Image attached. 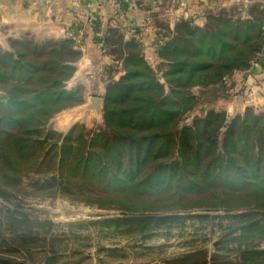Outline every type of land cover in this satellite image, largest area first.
Returning <instances> with one entry per match:
<instances>
[{"label":"rangeland","instance_id":"1","mask_svg":"<svg viewBox=\"0 0 264 264\" xmlns=\"http://www.w3.org/2000/svg\"><path fill=\"white\" fill-rule=\"evenodd\" d=\"M125 4L124 14L116 15L119 21L110 8V17L117 25L106 29L102 34L104 40L101 36L100 52L105 60L89 65L88 69L94 73L91 78L84 75L83 79H75L76 68L81 70V38H65L73 42L74 51L80 54L71 64L74 69L71 78L62 83L70 98L60 100L50 112L35 113L28 123L26 117L20 128L7 126L11 112L5 103L12 87L40 91L45 85L35 79L50 72L39 71L33 76L32 85L25 80L29 74L12 73L3 55L11 53L18 57L17 51L26 52L14 46L13 41L25 40L31 47L42 50H47L49 42L56 41L27 37L0 42V70L9 78L0 82V257L16 264H264L261 259L244 260L241 255L251 246L264 249L261 234L264 157L259 175L253 174L252 161L251 170L242 167L244 176L236 171L225 172L222 181L216 182L218 171L205 174L206 163H201L199 170L185 166L180 149V140H185L181 131L214 115L208 129L221 126L213 131L217 140L215 154L239 168L243 158L237 153L227 154L221 148L226 125L235 119L245 120L249 126L258 128L252 130V136L255 131L260 133L264 126V102L253 100L256 97L252 93L253 101L244 103L246 107L236 112L238 103L224 104L221 98L226 97L225 89L228 90L224 84L243 71H235L206 86L198 74L189 78L190 63L196 60L192 56L186 57L189 66L180 73L173 71L174 63L164 61L159 55L166 43L179 38L187 41H183L184 49L195 50L197 37L177 28L187 23L192 31L199 30L215 38L214 45L218 35L225 33L221 39L228 46L222 56H231L232 45L243 50L242 44L250 39L248 44L256 43L258 48L255 53L248 51L250 57L244 71L258 64L264 68V0H127ZM87 17L90 19L92 15ZM33 48L30 51L34 52ZM33 52L24 53L25 60L21 61L33 59ZM171 56L180 55L173 52ZM219 56L205 54L198 61H214ZM43 59L39 56L33 61L40 64ZM127 72L138 73L133 82H151L155 88L135 90L131 95L135 98L108 103L106 108L108 87ZM169 72L172 73L168 75ZM18 93L28 100L33 96ZM94 98L100 102L94 104ZM137 98L152 106L158 117L160 114V119L145 130L122 124L121 117L127 110L144 106L135 101ZM164 103L167 104L160 107ZM10 134L31 140L28 157L22 158L19 150L13 148ZM132 135L135 139L156 137L152 159L138 173L145 183L141 188L125 194L111 192L99 179L90 174L82 176L81 169L75 171L70 162L63 179L58 176L62 146H70V155L104 156L102 166H107L108 171L121 167V171L129 172L130 152L124 140L132 139ZM195 140L191 135L188 141L191 144ZM165 146L171 149L158 156L156 149ZM256 152L250 148L248 154L252 156ZM186 153L191 156L194 151L189 149ZM8 162L14 164L10 174L16 182L2 179L3 172L9 171ZM159 166H167L174 180L148 189L149 177L156 171L154 175H157ZM190 180L194 181L193 189L187 186ZM256 224L261 230L256 226L257 230L253 231Z\"/></svg>","mask_w":264,"mask_h":264},{"label":"trees","instance_id":"2","mask_svg":"<svg viewBox=\"0 0 264 264\" xmlns=\"http://www.w3.org/2000/svg\"><path fill=\"white\" fill-rule=\"evenodd\" d=\"M177 28L182 29L184 33L188 36L197 37L195 50L193 52L186 50L183 48V41H186L182 38L173 39L172 42H168L162 48L160 52V58H162L166 62L174 63L172 68L174 72L182 73L189 66V61L186 57L189 55L192 56L195 62L190 63L192 67L189 69V78L196 76L197 74L201 76L203 85H212L215 82L222 80L223 78L232 75L235 71H244L247 68L249 57L248 51L255 53L258 46L257 44H248L249 40H246L244 44H242L245 48L243 50L237 49V46L232 45L231 48L234 50L231 53V56L224 55V49L227 48L228 44L223 42L221 38H224L225 33L218 35L216 39L217 44L214 45L215 38H210L208 35H205L199 30H191L187 23H181ZM238 32V31H237ZM237 38V37H235ZM210 39V40H209ZM187 42V41H186ZM14 46L19 47V50H26L25 54H29L31 45L28 41L25 40H17L12 42ZM212 43V44H210ZM209 44V46H208ZM132 45V44H131ZM129 44V46H131ZM192 45V44H191ZM47 50L33 48L34 57L42 56L44 59L40 64L37 61H33V59H29L25 62L21 60L24 58L25 54L23 52H16L18 57H13V55L7 54L3 55L5 61H8V65H10V70L12 73L18 74H29V76L25 77L26 82L35 84V82H42L41 84L45 85L44 88H41L40 91H34L27 88H21L20 86H13L12 93L10 97L7 99L5 105L6 108L11 112V116L8 119L7 126L13 128H20L25 122V118L28 117V121L33 119L34 114L37 112H45L51 111V109L57 105V103L64 99H69L71 94H67L65 90L62 88V83L71 78L72 73L74 71L71 66L72 63L76 62L80 54L75 52L73 49V42L69 39H64L56 42H49L47 44ZM134 46V45H133ZM36 50V51H35ZM39 50H41L39 52ZM176 52L180 56L173 57L171 54ZM220 55L218 60L216 61H198L199 57L203 55ZM31 56V55H30ZM183 56V57H181ZM44 70V72H50V74H40L38 72ZM172 72H169L170 75ZM35 75V76H34ZM38 75V76H37ZM37 76L34 82V78ZM138 76L136 72H127L125 76H123L120 81L117 83L111 84L107 90L106 96V108L109 107V104L115 102H123L122 99L125 98H135L131 96L135 90H152L155 88V84L149 83H139L133 82V80ZM9 78L6 74L0 70V82L4 80H8ZM18 92H25V95L33 94L30 100L26 98H21ZM121 100V101H119ZM139 100V101H138ZM137 103L141 102L144 106L135 107L133 110H127V112L121 117L122 124L129 125L135 128V130H145L150 127L155 121L160 119V114L153 113L156 111L150 106L148 103H144L139 98L135 99ZM109 103V104H108ZM40 104V105H39ZM140 104V103H139ZM167 104L164 103L160 107ZM3 105V104H2ZM3 105V106H5ZM113 115V114H112ZM111 115V116H112ZM157 116V119H156ZM212 116H208L207 119L200 120L196 122L195 126L192 128H185L181 131V136L185 138V140H180V149H181V158L183 164L185 166L190 165L191 167L197 168L198 170L202 167L201 163H206L203 166V172L209 175L211 173H215L218 171L219 175H215V181L221 182L223 173L236 171L240 176H244L246 174L245 171L241 170L242 167L245 170H251L254 175H259V171L261 170L263 162L261 159L264 157V126L261 127L260 133L252 136V130L258 129L256 126H249L247 121L240 122V119L232 120L230 124L226 125V131L224 138L221 142V148L227 154L237 153L240 155L239 157L243 158L244 162L241 165L237 166L232 163L231 160H224L221 158V155L215 154V148L217 144V140L213 137L214 129H218L221 126H216L215 128H209L208 123L212 120ZM216 117V116H215ZM35 118V117H34ZM217 118V117H216ZM111 119H113L111 117ZM217 120V119H214ZM256 121L257 119L254 118ZM220 125L224 124L219 123ZM202 128V131H200ZM241 130V131H240ZM214 131V132H213ZM2 135V132L0 131ZM191 135L196 137V140L190 144ZM12 142L13 148L19 150L22 158L28 157L30 152L28 151L30 146V139L27 137H18L17 134L9 135ZM132 139H126L124 142H127V147L130 152L129 154V163L131 165L129 172L121 171V167L115 170L114 172L108 171L107 166L104 165V156L99 154H89L86 158L80 156L78 154H69L70 146H62L61 155L59 158V162L57 164L58 176L63 179V173L67 169L68 162L71 168H75V171L82 170V176L92 175L96 179H99L101 183H105V187L111 192H118L125 194L127 192L132 191L134 188H141V185H144L143 179L140 180L138 177V173L146 167L148 161H150L151 155L153 153V145L155 144V138L151 137L150 140L148 138L139 136L135 139L134 135L131 136ZM253 138V139H252ZM68 138H66V141ZM189 140V141H188ZM148 143V145H146ZM256 149V155H249V149ZM169 148L168 146L160 147L156 149V154L158 156L166 153ZM193 150L194 153L192 155H188L186 151ZM224 154V153H223ZM234 159V158H233ZM238 159V158H237ZM120 160V159H118ZM254 161V165L250 163ZM199 165V166H198ZM9 171L7 174H2V179L5 182L14 181L15 178L11 176L10 170L14 168V164L8 162ZM159 171L157 175L152 174L149 178L147 188H151L152 186L161 187L162 183L171 184L174 180V176H172L171 172L169 173L166 169L167 166H159ZM257 169V170H256ZM138 177V178H137ZM167 177V178H166ZM209 176H204L207 179ZM256 177V176H255ZM162 178V180L160 179ZM136 179L138 181H136ZM167 179V180H165ZM55 180V177L52 179ZM129 181L131 184L129 185ZM187 186L191 189L195 187L194 181H189ZM260 229L259 225H255L253 227V231L257 228ZM257 230V229H256ZM261 230V229H260ZM262 235H264V230H262ZM242 257L245 260L246 257H253V259H261L264 261V249L256 248L255 246H251L245 248L242 252ZM16 264V262H12ZM7 260L0 257V264H12Z\"/></svg>","mask_w":264,"mask_h":264},{"label":"crops","instance_id":"3","mask_svg":"<svg viewBox=\"0 0 264 264\" xmlns=\"http://www.w3.org/2000/svg\"><path fill=\"white\" fill-rule=\"evenodd\" d=\"M126 1L0 0V42L3 43L10 38L23 39L27 37H38L49 41H57L71 36L81 38L79 46L82 52L79 61L81 70L76 68L74 77L83 79L85 75L91 78L94 73L88 69L89 65L94 66L93 64L103 63L105 60V56L100 52L101 36L107 32L108 28L117 25L110 17L112 15L110 8L115 14L114 18L119 21L116 15L122 12L124 14ZM245 1L247 2V0ZM119 8L120 10H118ZM88 15H92V19H89ZM128 15L129 13L125 15L126 20L129 18ZM118 25L125 28L119 22ZM259 66L261 65L258 64L250 71L233 75L232 81L224 84L228 90L225 89L226 97L221 98L223 99L221 102L232 103V105L238 103L236 112L243 110L246 107L244 104L246 102L253 100L264 102V68ZM99 89L101 90V88ZM252 93L256 97L253 100V97L250 96Z\"/></svg>","mask_w":264,"mask_h":264},{"label":"water","instance_id":"4","mask_svg":"<svg viewBox=\"0 0 264 264\" xmlns=\"http://www.w3.org/2000/svg\"><path fill=\"white\" fill-rule=\"evenodd\" d=\"M92 102L94 104H98L100 102V99L99 98H94V99H92Z\"/></svg>","mask_w":264,"mask_h":264}]
</instances>
